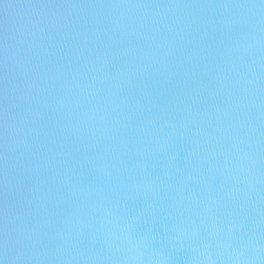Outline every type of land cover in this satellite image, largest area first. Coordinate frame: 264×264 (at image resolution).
Wrapping results in <instances>:
<instances>
[{
    "label": "clouds",
    "instance_id": "1",
    "mask_svg": "<svg viewBox=\"0 0 264 264\" xmlns=\"http://www.w3.org/2000/svg\"><path fill=\"white\" fill-rule=\"evenodd\" d=\"M0 264H264V0H0Z\"/></svg>",
    "mask_w": 264,
    "mask_h": 264
}]
</instances>
